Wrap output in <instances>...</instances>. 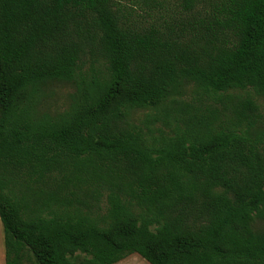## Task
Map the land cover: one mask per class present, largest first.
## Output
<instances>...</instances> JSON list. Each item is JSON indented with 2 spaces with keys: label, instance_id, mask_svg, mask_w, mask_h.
<instances>
[{
  "label": "trees",
  "instance_id": "trees-1",
  "mask_svg": "<svg viewBox=\"0 0 264 264\" xmlns=\"http://www.w3.org/2000/svg\"><path fill=\"white\" fill-rule=\"evenodd\" d=\"M174 1L149 21L170 0H0V170L33 185L18 199L0 180L5 264H264V116L242 95L264 98V0ZM51 80L76 82L72 108L37 119L21 100ZM184 81L211 101L173 136L131 123ZM82 188L107 192L101 221Z\"/></svg>",
  "mask_w": 264,
  "mask_h": 264
},
{
  "label": "rangeland",
  "instance_id": "rangeland-1",
  "mask_svg": "<svg viewBox=\"0 0 264 264\" xmlns=\"http://www.w3.org/2000/svg\"><path fill=\"white\" fill-rule=\"evenodd\" d=\"M123 5H128L129 0H117ZM144 11L143 17H146L149 21L152 19L147 16H152L156 20H160V17H166V14L173 16V12L177 13L178 6L174 0H170L158 10H151L145 7H141ZM147 11V12H146ZM167 19V18H166ZM161 21V20H160ZM82 73L84 76L90 77L100 70L98 63L93 62L91 59L86 57L82 65ZM30 91L23 95L24 98L21 100V104L29 103L35 111L36 118L43 116H49L51 118H57L60 115L68 112L73 105L74 98L77 93L76 82H66L62 80H51L45 83H41L37 86L35 94H32L28 100ZM244 96H250L259 105L262 114L264 116V98L257 95L253 90L248 89L242 92ZM28 100V101H27ZM177 100L189 108H183L179 106H172L171 101ZM211 99L209 96L204 94L197 84L191 81H184L179 86L176 93L171 94L169 100L160 109H136L131 112V123L142 127L148 132L147 125L149 124L152 136L160 138L164 136H173L175 131L182 126L180 119L186 116L188 113H194L196 110L204 111L207 105H210ZM1 117V108H0ZM260 130L264 129V119L262 125L259 127ZM0 180L6 182L8 192L14 198H20L22 194L29 192L28 187L33 185L30 180L22 174L13 172L10 170H0ZM53 183L40 184L35 186L34 191L40 193V191L46 192L52 187ZM78 202L75 203V208L82 211L83 214L89 215L101 221L109 210L108 194L103 192L101 195H94L90 189L82 188L80 192H75ZM55 207H51L50 210H55ZM48 213V210H44ZM138 214V211L135 212ZM252 228L255 232L264 233V220L256 219ZM25 255V263L31 260V257ZM85 261L84 255H77L75 264H83ZM0 264H5V243H4V228L0 219ZM27 264V263H26ZM118 264H149L146 260L140 257L138 254H133L127 257L124 261Z\"/></svg>",
  "mask_w": 264,
  "mask_h": 264
},
{
  "label": "crops",
  "instance_id": "crops-1",
  "mask_svg": "<svg viewBox=\"0 0 264 264\" xmlns=\"http://www.w3.org/2000/svg\"><path fill=\"white\" fill-rule=\"evenodd\" d=\"M5 243V242H4Z\"/></svg>",
  "mask_w": 264,
  "mask_h": 264
}]
</instances>
